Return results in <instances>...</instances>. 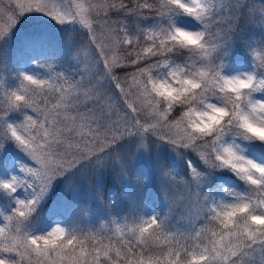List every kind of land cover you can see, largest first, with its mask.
<instances>
[{
  "label": "rangeland",
  "instance_id": "rangeland-1",
  "mask_svg": "<svg viewBox=\"0 0 264 264\" xmlns=\"http://www.w3.org/2000/svg\"><path fill=\"white\" fill-rule=\"evenodd\" d=\"M124 3L0 0L10 10L0 19V65L39 35L76 74L67 85L45 55L20 62L25 116L0 89V157L10 156L0 185L15 197L3 188L0 264H264V0H139L160 8L134 32L136 59L168 42L185 52H160L145 82L119 87L123 112H84L107 89L106 69L122 65L110 35L119 26L124 43L131 37L121 16L98 19L83 38L81 16ZM8 109L16 136L3 129ZM96 134L110 135L107 144L92 142Z\"/></svg>",
  "mask_w": 264,
  "mask_h": 264
},
{
  "label": "trees",
  "instance_id": "trees-1",
  "mask_svg": "<svg viewBox=\"0 0 264 264\" xmlns=\"http://www.w3.org/2000/svg\"><path fill=\"white\" fill-rule=\"evenodd\" d=\"M125 2L123 4V8L119 10H105L104 8H98L90 12V14H86L82 17V22L84 25L89 26H83V30L81 29V32L83 33L84 37L87 38L88 29L92 30V27L95 26L98 19H104L106 17L108 21H118L121 20L124 16V21L126 22L129 32H130V41L126 44L123 42L121 37L118 36V27L114 30L113 35L115 33L117 34L114 38L110 35V41L113 43V48L115 50V53L120 55L122 57V65L107 68L106 69V77H105V86H104V92L100 94L97 98L91 100L85 104V107H81V110H84V112H87L86 110H91L92 112H100L102 108H104V105H111L114 106L115 110H118L119 112H123V101H125L122 94H119V87H124L126 84L129 83V81L133 82V79H137L140 82H145L144 72L143 68H146L147 66H150L151 62H157L160 63V52H169V53H175L172 54V56H176V54H184L185 49L182 47H179L175 45L173 42H168L164 44H158L156 50L158 52L151 53L152 56L149 58H142V59H136L140 55L139 53V42L135 40L134 32L138 31L140 27L142 26L143 21L150 20L153 17H159L157 15L159 7H147V8H141L138 6L139 0H117ZM129 7V9L126 8V6ZM167 5H164V8ZM174 6V5H173ZM125 7L126 10H123ZM170 7L171 10V4L168 5V8ZM167 8V9H168ZM108 9V8H107ZM166 9V10H167ZM10 10H3L0 9V19L4 17L7 12ZM115 11V12H114ZM117 11V12H116ZM172 11V10H171ZM3 16V17H1ZM121 18V19H120ZM3 21V19H1ZM237 26L240 25L241 21L240 17L235 18ZM143 22V23H140ZM19 24V23H18ZM21 25V24H20ZM91 26V27H90ZM254 25H252V28ZM248 32V31H247ZM140 33V32H139ZM229 36V35H228ZM4 37L3 33H1L0 28V40ZM75 38H78L76 34H74ZM242 37V36H241ZM239 38V37H238ZM241 41H245V38H242ZM109 44V43H108ZM110 45V44H109ZM106 52V51H104ZM150 54V55H151ZM41 55H45V62L46 64L52 65L53 70L55 73L62 75L67 79V85L71 81H73L76 78V74L74 72L75 66L71 63L69 60V56L66 54H63L60 50H58L57 46L47 37H42L39 35L36 36H29L26 40L20 42L16 48H14V51H12L8 57L7 60H4L2 64L0 65V89L2 92V95L4 98L9 101L14 108H17L20 111L21 116H25V114L29 115V109L24 110L22 107V98L20 93V86L22 83V80L24 77H26V68H22L20 66V62L25 61L27 62L29 57L35 56L39 57ZM136 59V60H135ZM135 60V61H134ZM149 63V64H148ZM108 86V87H106ZM64 84H59V86L54 87L53 89H49L52 96H60L64 91ZM123 99V101H119V98ZM23 109V110H22ZM103 112L101 111L100 114ZM33 114V113H32ZM97 114V113H95ZM104 114V113H103ZM139 115V114H138ZM134 115V119H135ZM141 119L142 116L139 115ZM16 119L11 111L9 109L7 110V116L4 121L3 129L6 130L8 134L10 135H17V128H15L14 124H16ZM171 117H166L165 120H169ZM136 121V119H135ZM101 127V126H99ZM98 127V128H99ZM104 132L107 131L108 128L102 127ZM117 135V134H116ZM100 136L96 134L94 140L92 142H95L97 144L98 142H101V140L104 138L105 144H107L108 136ZM103 144V143H102ZM9 154L8 152L5 153L0 157V170L3 169L4 171V162L7 163L9 160ZM133 175V173L131 172ZM94 178V175H93ZM9 185V184H7ZM6 190L10 197L11 201L14 204L15 203V197H14V191H12V187L10 186H1L0 185V218H4L5 216H8L9 212H7V206L4 201V190ZM103 188V187H102ZM27 210H25L26 212ZM8 213V214H7ZM140 252V253H146L147 250H143V247L141 249L139 248H133L131 252ZM144 251V252H143ZM151 252H147V254H150ZM92 259V258H91ZM134 259H140V264L143 263L144 259L147 258H118V264H128L130 261ZM27 259H22L16 262V264H25V261ZM111 261L115 260L114 258H110ZM260 262V261H259ZM99 264H110L108 260L98 259ZM31 264H38V263H31ZM259 264V263H258Z\"/></svg>",
  "mask_w": 264,
  "mask_h": 264
}]
</instances>
